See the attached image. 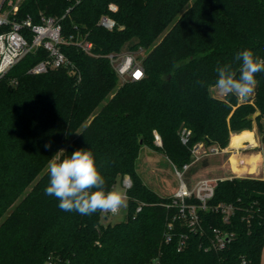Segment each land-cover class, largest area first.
Masks as SVG:
<instances>
[{"label": "trees", "instance_id": "trees-1", "mask_svg": "<svg viewBox=\"0 0 264 264\" xmlns=\"http://www.w3.org/2000/svg\"><path fill=\"white\" fill-rule=\"evenodd\" d=\"M41 15L57 18L63 36L91 41L92 54L63 44L79 76L68 67L31 74L47 57L39 48L0 79V264H262L264 178H218L208 207L197 210L200 228L190 230L172 219L171 196L143 181L137 160L146 146L182 168L193 145L224 148L254 123L264 159V72L251 99L218 96L215 87L217 65L238 70L239 50L264 58V0H18L12 12L34 22ZM102 15L113 28L100 24ZM139 48L143 77L119 82L106 55ZM79 147L94 153L105 190L130 177L124 219L103 223L102 210L64 211L45 195L48 160ZM211 164L202 158L188 171ZM218 203L232 205L228 221L212 209ZM213 228L232 235L224 248L206 250Z\"/></svg>", "mask_w": 264, "mask_h": 264}, {"label": "built area", "instance_id": "built-area-1", "mask_svg": "<svg viewBox=\"0 0 264 264\" xmlns=\"http://www.w3.org/2000/svg\"><path fill=\"white\" fill-rule=\"evenodd\" d=\"M17 1L0 0V79L24 56L35 52L39 48H43L47 52V57L32 65L28 69L29 73L40 74L54 68L68 67L70 71L77 73L79 76V72L74 63L61 50V45L74 42L84 52L92 54V42L84 37L73 38L69 36L67 38L63 36L58 19L52 16L41 15L38 22H34L30 17L24 19L15 18L12 16V12L17 6ZM109 8L115 10L116 5L110 3ZM99 22L108 29L113 28L115 25L114 20L108 15H102ZM142 52L143 49L139 48L137 51L127 50L106 55L118 76L119 82L139 80L143 77V67L138 58V53ZM137 72L140 73L139 76L136 75ZM11 82L14 84L16 80L13 79ZM189 133L190 130L188 129L184 128L182 130V142H186V137ZM154 142L157 145H161L160 136L156 131H154ZM200 148L198 143L193 145L191 148L192 159L189 163L183 164L182 168H177L169 161L178 178V186L171 195V202L165 205L166 207L176 206L178 211L172 219L178 217L190 230H198L200 228V217L197 210L208 207L207 202L213 196L217 180V178H199L191 186H188L184 180L183 176L186 171L193 163L199 160L200 156L196 153L200 151ZM207 148V152L210 154L220 153L223 149L216 145H209ZM120 182L125 192L132 183L128 175H123L120 178ZM140 209L141 204L137 206L136 211ZM212 209L219 210L223 215V220L228 221L233 208L231 204L218 203L212 206ZM102 214L111 215L115 213L102 210ZM171 224L170 221L167 225L168 228L171 227ZM212 234L209 243L205 247L206 250H219L224 248L232 235V233L218 228H213ZM167 240H169V236H166ZM183 242L184 240L181 241V243Z\"/></svg>", "mask_w": 264, "mask_h": 264}, {"label": "clouds", "instance_id": "clouds-1", "mask_svg": "<svg viewBox=\"0 0 264 264\" xmlns=\"http://www.w3.org/2000/svg\"><path fill=\"white\" fill-rule=\"evenodd\" d=\"M234 58L240 62L238 70L231 63L217 65L215 87L225 97L247 98L254 91L256 74L264 72V58L249 48L239 50ZM44 147L50 148L51 144ZM47 175L44 193L55 197L61 210L81 215H91L97 210L116 213L125 202L124 192L105 190V178L88 147L56 151L47 162Z\"/></svg>", "mask_w": 264, "mask_h": 264}, {"label": "rangeland", "instance_id": "rangeland-1", "mask_svg": "<svg viewBox=\"0 0 264 264\" xmlns=\"http://www.w3.org/2000/svg\"><path fill=\"white\" fill-rule=\"evenodd\" d=\"M126 49L127 48L125 47L123 48V50H126ZM144 53H145L144 50L142 53H138V58L141 59ZM216 91L218 93V90ZM252 95H253V92L247 98L251 99ZM247 98H243V99H247ZM243 99L240 98V100H243ZM254 125L255 124H253V126ZM255 131L259 139V145L260 147H262L261 142H260V134L257 129ZM198 144L201 147L200 151L196 153L198 156H200L199 159L209 158L212 164H218V163H221L222 160L226 159L227 157V156H220V154L218 153L210 154L207 152L208 148L205 144H203L202 142H198ZM137 171L142 177L143 181L161 196H171L178 186V178L176 177L173 166L171 165L167 157L164 154L157 152L155 150H152L146 146H143L140 149L138 160H137ZM228 171L229 170L226 171L224 166L212 165V166L203 168L202 170H198L197 172H194L191 174L187 170L183 178L187 182L188 186H191L199 178H217L218 179L222 175L228 174L229 173ZM250 171L251 170L249 169H245V170L240 169V171H237L238 172L237 174L238 176H253V177L255 176L261 177L264 175L263 172L254 173ZM113 189L125 192L123 186L121 185L120 179L117 180V182L114 184L111 190ZM125 214H126V198H125L124 204L119 208V211L117 213L111 214V215L110 214L103 215L102 220H103V223H106L107 221L114 223V222L124 219ZM262 259H263L262 264H264V250H263Z\"/></svg>", "mask_w": 264, "mask_h": 264}, {"label": "crops", "instance_id": "crops-1", "mask_svg": "<svg viewBox=\"0 0 264 264\" xmlns=\"http://www.w3.org/2000/svg\"><path fill=\"white\" fill-rule=\"evenodd\" d=\"M217 95L221 96L222 94L218 92ZM252 128L245 129L240 132H232L230 135V140L228 145L225 148H223L220 153H218L220 154V156H227L226 159H223L221 163L209 165V166L212 165L224 166L226 171L229 170L228 174L222 175L220 178L231 177L234 175L238 176L237 171H240V169L242 170L247 169L244 168L245 166L244 163H243L244 165L241 164V161H243L242 159H246L247 161H249L250 165L252 166L248 168L249 170H251L250 172L264 173V159H263L262 147H260L259 139L256 135L257 133H255L256 132L255 130L257 129L256 124ZM243 131H249L252 134L251 139H243L240 145L237 146L231 145L230 144L231 136L233 134L241 133ZM237 157H239L240 159ZM255 177L264 178V175L261 177L260 176H255Z\"/></svg>", "mask_w": 264, "mask_h": 264}, {"label": "bare ground", "instance_id": "bare-ground-1", "mask_svg": "<svg viewBox=\"0 0 264 264\" xmlns=\"http://www.w3.org/2000/svg\"><path fill=\"white\" fill-rule=\"evenodd\" d=\"M252 134L249 131H243L241 133H237V134H233L231 136V141L230 144L231 145H240V143L242 142L243 139H251ZM239 158V157H237ZM240 159V158H239ZM243 161H241V164H245V167L248 169L251 165L249 163V161H247L246 159H242ZM239 161V160H238ZM243 164V165H244ZM244 167V168H245ZM252 167V166H251ZM239 168V167H238Z\"/></svg>", "mask_w": 264, "mask_h": 264}, {"label": "water", "instance_id": "water-1", "mask_svg": "<svg viewBox=\"0 0 264 264\" xmlns=\"http://www.w3.org/2000/svg\"><path fill=\"white\" fill-rule=\"evenodd\" d=\"M254 116H255V114L251 115V117H254ZM263 123H264V120H263ZM140 142H141V140H140Z\"/></svg>", "mask_w": 264, "mask_h": 264}, {"label": "snow or ice", "instance_id": "snow-or-ice-1", "mask_svg": "<svg viewBox=\"0 0 264 264\" xmlns=\"http://www.w3.org/2000/svg\"><path fill=\"white\" fill-rule=\"evenodd\" d=\"M136 75H137V76H139V75H140V73H139V72H137V73H136Z\"/></svg>", "mask_w": 264, "mask_h": 264}]
</instances>
